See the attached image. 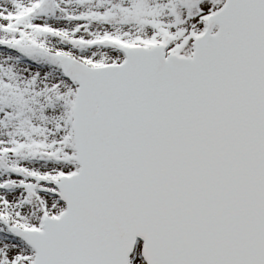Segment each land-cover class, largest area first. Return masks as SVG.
<instances>
[{
    "label": "snow or ice",
    "instance_id": "snow-or-ice-1",
    "mask_svg": "<svg viewBox=\"0 0 264 264\" xmlns=\"http://www.w3.org/2000/svg\"><path fill=\"white\" fill-rule=\"evenodd\" d=\"M0 264H264V0H0Z\"/></svg>",
    "mask_w": 264,
    "mask_h": 264
}]
</instances>
